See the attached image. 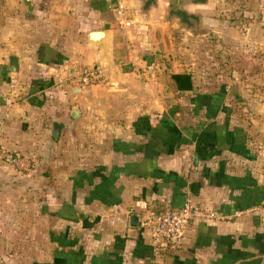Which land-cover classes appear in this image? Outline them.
I'll return each instance as SVG.
<instances>
[{"label":"crops","instance_id":"1","mask_svg":"<svg viewBox=\"0 0 264 264\" xmlns=\"http://www.w3.org/2000/svg\"><path fill=\"white\" fill-rule=\"evenodd\" d=\"M121 2L128 27L117 25L113 0H0V192L24 193L26 211L54 219L49 258L33 264H264V178L258 161L237 159L246 132L226 120L220 95L198 108L194 72L157 59L180 51L183 36L222 38L217 0H185L182 17L172 0ZM98 31L107 33L100 47L88 37ZM74 64L100 65L105 83L74 91L64 81ZM173 75L190 79L178 89ZM182 99L193 121L185 128ZM186 200L219 219L155 250L144 216Z\"/></svg>","mask_w":264,"mask_h":264},{"label":"rangeland","instance_id":"2","mask_svg":"<svg viewBox=\"0 0 264 264\" xmlns=\"http://www.w3.org/2000/svg\"><path fill=\"white\" fill-rule=\"evenodd\" d=\"M211 7L226 25L222 38L212 34L203 37L189 35L188 39L183 36L177 47L180 51L162 52L157 59L164 64L180 61L184 65L181 69L195 73L197 91L204 94L201 95L203 101L198 100V108L200 104L214 102V98L207 96L209 94L215 93L223 98L219 107L226 120L232 119L237 131L243 130L247 134L249 148H237V159L258 161L253 167L264 178V35L259 32L261 25L264 26V0H217ZM254 7L259 11L258 16ZM178 12L170 11L171 14ZM239 22L244 25L246 41L238 39ZM239 43L246 45L240 47ZM190 63H194L193 67ZM185 64L189 66L186 68ZM186 102L182 99L181 106H178L180 128H185L187 123L193 124L191 106ZM239 160L237 167L245 165L239 164ZM18 188H25L24 180L18 182ZM5 191L0 192V264H33L38 259L47 260L51 253L49 234L55 233L54 219L44 216L40 208L33 215L26 211L24 193L14 196Z\"/></svg>","mask_w":264,"mask_h":264},{"label":"built area","instance_id":"3","mask_svg":"<svg viewBox=\"0 0 264 264\" xmlns=\"http://www.w3.org/2000/svg\"><path fill=\"white\" fill-rule=\"evenodd\" d=\"M114 1L115 21L119 27H128L127 9L121 0ZM66 71V70H64ZM64 81L71 88L80 92L86 87L103 84L105 79L100 65L90 67L74 64L68 69ZM5 160L14 167L27 169L28 161L16 154L5 153ZM214 212L201 206L191 204L186 200L179 209L166 208L159 212H148L141 222L142 230L155 250L170 246L171 248L181 245L189 226L194 222H207L218 220Z\"/></svg>","mask_w":264,"mask_h":264},{"label":"water","instance_id":"4","mask_svg":"<svg viewBox=\"0 0 264 264\" xmlns=\"http://www.w3.org/2000/svg\"><path fill=\"white\" fill-rule=\"evenodd\" d=\"M184 1L185 0H172L171 9L174 11L178 10V7L180 5H182ZM190 1H193V0H190ZM106 36H107L106 32L98 31V32H91L88 37H89L91 43H94L95 45L100 47L102 45L103 41L105 40ZM74 111H76V110H74ZM55 132H57V131H55ZM137 218L138 217L136 215H132L130 218V221L131 222L138 221Z\"/></svg>","mask_w":264,"mask_h":264},{"label":"trees","instance_id":"5","mask_svg":"<svg viewBox=\"0 0 264 264\" xmlns=\"http://www.w3.org/2000/svg\"><path fill=\"white\" fill-rule=\"evenodd\" d=\"M179 79H183V80L185 79V80L189 81L190 77L188 75H173L172 80L176 83L178 89H180L182 87L181 84L179 83ZM188 87H189V85H188ZM161 210H163V209H153V208L150 209L151 212H159ZM163 249L165 251L170 250V246H166V247L158 249V250H163Z\"/></svg>","mask_w":264,"mask_h":264},{"label":"flooded vegetation","instance_id":"6","mask_svg":"<svg viewBox=\"0 0 264 264\" xmlns=\"http://www.w3.org/2000/svg\"><path fill=\"white\" fill-rule=\"evenodd\" d=\"M175 14V13H174ZM175 15H178L180 17L184 16V14L182 15L180 12L176 13Z\"/></svg>","mask_w":264,"mask_h":264}]
</instances>
